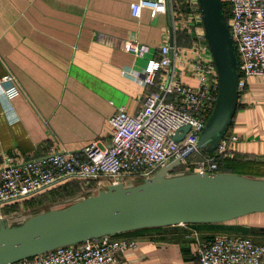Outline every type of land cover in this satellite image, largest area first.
Instances as JSON below:
<instances>
[{"label":"crops","instance_id":"crops-1","mask_svg":"<svg viewBox=\"0 0 264 264\" xmlns=\"http://www.w3.org/2000/svg\"><path fill=\"white\" fill-rule=\"evenodd\" d=\"M138 1L0 0V79L12 76L19 89L11 101L0 100V167L6 158L22 164L47 155L50 149L72 153L95 143L105 150L112 133L108 119L119 109L136 114L152 91L132 80V74L157 59L164 43L179 52L162 69V78L173 73L181 84L197 86L188 62L193 41L186 27L176 22L178 13L189 12L187 0H167L166 12L154 18L145 9L136 10ZM133 42L147 46L148 52L141 57L127 52ZM227 134L237 141L223 165L235 163L230 173L264 180V78L246 80ZM74 183L78 182L64 181L3 205L0 219L19 226L39 213L87 198L74 192L68 200L35 212L41 202L52 198L53 191ZM193 225L197 226L128 233L137 246L120 258L125 264H196L190 229L203 239L229 233L264 245V213L227 223Z\"/></svg>","mask_w":264,"mask_h":264},{"label":"built area","instance_id":"built-area-1","mask_svg":"<svg viewBox=\"0 0 264 264\" xmlns=\"http://www.w3.org/2000/svg\"><path fill=\"white\" fill-rule=\"evenodd\" d=\"M187 3L189 12L178 13L176 22L186 27L193 41L188 62L197 86L181 84L173 73L162 78V69L169 67L179 52L167 43L162 44L158 58L131 77L152 91L136 114L128 115L119 109L108 119L112 133L107 148L100 150L92 143L75 153L50 149L47 155L17 165L6 158L5 165L0 167V207L68 180L81 181V196L87 197L111 185L132 187L173 160H179V165L169 173L170 177L222 173L219 160L232 155L237 138L226 133L212 153L196 147L214 109L218 77L205 39L198 0ZM221 5L239 63V97L246 90L248 78H264V0H221ZM166 6L167 0H139L136 10L145 9L154 18L164 14ZM126 50L141 57L148 47L133 42ZM18 95L12 76L0 79V100L9 102ZM10 111L9 108L6 113ZM183 127L189 129L182 139L173 140L174 135L182 134ZM191 156L195 159L189 161ZM188 238L195 245L196 264H264V245L249 237L217 233L203 239L190 229ZM136 246L137 240L123 233L59 247L11 264H125L120 255Z\"/></svg>","mask_w":264,"mask_h":264},{"label":"water","instance_id":"water-1","mask_svg":"<svg viewBox=\"0 0 264 264\" xmlns=\"http://www.w3.org/2000/svg\"><path fill=\"white\" fill-rule=\"evenodd\" d=\"M198 4L218 77V94L196 147L212 153L236 110L239 63L221 0H198ZM188 129L183 127L173 140L180 141ZM178 165L179 160H173L140 184L108 186L64 209L39 213L19 226L0 219V264L105 236L183 224H221L264 213V180L232 173L168 176Z\"/></svg>","mask_w":264,"mask_h":264},{"label":"trees","instance_id":"trees-1","mask_svg":"<svg viewBox=\"0 0 264 264\" xmlns=\"http://www.w3.org/2000/svg\"><path fill=\"white\" fill-rule=\"evenodd\" d=\"M224 161L225 160H223V159L219 160L221 172L230 173L232 171H235V163H232V164L229 165L228 164L229 162H228L227 164L223 165ZM72 181H76L79 184L78 183H74L75 185L71 184V185L65 186L63 191H61L60 189H58L56 191H53L52 192L53 196H55L58 193H62L63 195H69V194H72L74 192H80V194H83V188H82L83 183L81 181H78V180H72ZM83 197H87V196H83ZM189 226L196 227L197 225H189ZM140 231H143V230H138V231L129 232V233L132 234V233H136V232H140ZM126 234H128V233H126Z\"/></svg>","mask_w":264,"mask_h":264},{"label":"rangeland","instance_id":"rangeland-1","mask_svg":"<svg viewBox=\"0 0 264 264\" xmlns=\"http://www.w3.org/2000/svg\"><path fill=\"white\" fill-rule=\"evenodd\" d=\"M195 159V156L193 157V156H191L188 160L189 161H192V160H194ZM252 170L251 171H253L255 168H251ZM248 172H250V171H248ZM247 171H246V175L247 176H249V177H255L254 176V174L252 173V174H250V173H248ZM254 172V171H253ZM70 195V194H69ZM69 195H63L62 193H58V194H56L55 196H52V198L51 199H49V200H47L46 202H41L40 204H39V206H38V209L37 210H35V212H39V211H45V210H47V209H49V206H50V204H52L53 202H57V201H61V200H68L69 198H70V196ZM51 202V203H50ZM67 204V203H66ZM54 205H51L50 206V208L51 207H53ZM227 234H229V233H227ZM241 236H244V235H241ZM246 237H248V236H246ZM250 238V237H249ZM250 239H252V238H250ZM253 240V239H252Z\"/></svg>","mask_w":264,"mask_h":264}]
</instances>
